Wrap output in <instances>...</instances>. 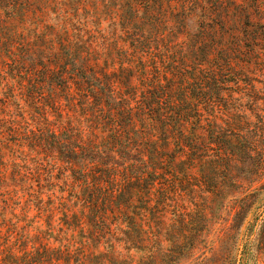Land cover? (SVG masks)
Listing matches in <instances>:
<instances>
[{
    "label": "trees",
    "instance_id": "16d2710c",
    "mask_svg": "<svg viewBox=\"0 0 264 264\" xmlns=\"http://www.w3.org/2000/svg\"><path fill=\"white\" fill-rule=\"evenodd\" d=\"M263 249L264 0H0V264Z\"/></svg>",
    "mask_w": 264,
    "mask_h": 264
},
{
    "label": "rangeland",
    "instance_id": "374dc122",
    "mask_svg": "<svg viewBox=\"0 0 264 264\" xmlns=\"http://www.w3.org/2000/svg\"><path fill=\"white\" fill-rule=\"evenodd\" d=\"M24 222H19V226L23 225ZM191 264H212L213 262H218L219 264H230L232 260H190ZM250 264H264V249L257 257V260H248ZM131 264H136L135 260Z\"/></svg>",
    "mask_w": 264,
    "mask_h": 264
}]
</instances>
